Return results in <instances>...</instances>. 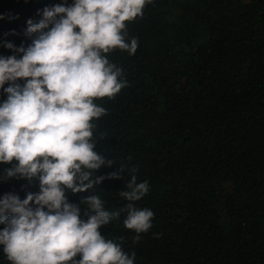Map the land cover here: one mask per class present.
Here are the masks:
<instances>
[{
	"label": "trees",
	"instance_id": "16d2710c",
	"mask_svg": "<svg viewBox=\"0 0 264 264\" xmlns=\"http://www.w3.org/2000/svg\"><path fill=\"white\" fill-rule=\"evenodd\" d=\"M60 3L0 0V56L19 58L3 43L27 47V21ZM127 33L138 40L135 54H107L126 86L94 100L107 111L92 121L95 151L113 162L94 175L123 179L69 191L68 201L91 193L106 211L120 210L128 201L119 192L135 175L148 182L134 203L154 212L152 227L134 242L121 211L99 229L134 252V264H264V0H151ZM11 166L0 163V198L39 192L37 179H4ZM0 264H9L3 246Z\"/></svg>",
	"mask_w": 264,
	"mask_h": 264
},
{
	"label": "clouds",
	"instance_id": "9594fccd",
	"mask_svg": "<svg viewBox=\"0 0 264 264\" xmlns=\"http://www.w3.org/2000/svg\"><path fill=\"white\" fill-rule=\"evenodd\" d=\"M150 2L73 0L67 5L65 0L38 11V22L27 21V47L3 43L20 54L0 56V89L7 94L0 103V163L12 165L3 178L39 181V192L23 200L12 193L0 198L5 225L0 246L9 264H134L135 253L129 255L99 229L126 211L123 225L139 241L154 217L134 203L147 194L148 182L137 183L132 175L127 190L119 192L128 203L112 212L98 195L90 193L76 204L66 193L90 192L105 179H123L118 172L94 175L113 165L95 151L92 121L107 110L94 100L113 98L126 86L122 70L107 54L115 49L135 54L138 40L127 39V22L142 16Z\"/></svg>",
	"mask_w": 264,
	"mask_h": 264
}]
</instances>
